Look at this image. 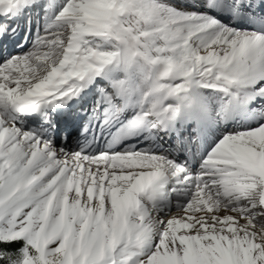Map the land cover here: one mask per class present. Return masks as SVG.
I'll return each instance as SVG.
<instances>
[{
    "label": "snow or ice",
    "instance_id": "1",
    "mask_svg": "<svg viewBox=\"0 0 264 264\" xmlns=\"http://www.w3.org/2000/svg\"><path fill=\"white\" fill-rule=\"evenodd\" d=\"M0 264H264V0H0Z\"/></svg>",
    "mask_w": 264,
    "mask_h": 264
}]
</instances>
